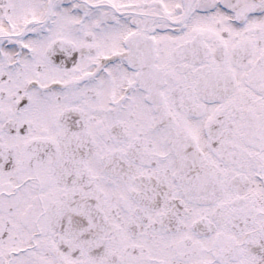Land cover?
Instances as JSON below:
<instances>
[{
	"label": "snow or ice",
	"instance_id": "6c2138e0",
	"mask_svg": "<svg viewBox=\"0 0 264 264\" xmlns=\"http://www.w3.org/2000/svg\"><path fill=\"white\" fill-rule=\"evenodd\" d=\"M0 264H264V0H0Z\"/></svg>",
	"mask_w": 264,
	"mask_h": 264
}]
</instances>
